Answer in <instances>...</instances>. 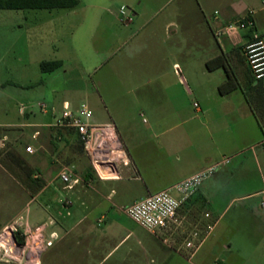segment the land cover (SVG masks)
I'll list each match as a JSON object with an SVG mask.
<instances>
[{
	"label": "rangeland",
	"instance_id": "1",
	"mask_svg": "<svg viewBox=\"0 0 264 264\" xmlns=\"http://www.w3.org/2000/svg\"><path fill=\"white\" fill-rule=\"evenodd\" d=\"M168 2L170 8H179V12L171 15L162 10L156 15L154 9ZM122 6L126 7L125 14L121 13ZM250 10L255 12L257 29L264 31L263 0H79L74 8H56L52 12L47 9L0 10V122L8 119L7 110L13 120V125H0V136L5 132L12 134L6 147L0 148V213L3 216L18 213V220L9 225L18 229L27 222L31 227L38 225L48 219L42 208L53 212L59 220L68 215L63 204L71 200L67 198L71 192H67L56 178L64 166L72 168L81 178L72 196L74 200L101 198L98 190L102 191L105 179L100 177L86 154L78 133L67 127L43 125L45 119L41 118L38 103H46L52 112V88L56 89L59 100L54 111L58 115L62 112V101L74 98L76 105L85 102L92 110L89 122L104 124L114 119L122 124L119 128L126 137H201L209 140L212 136L206 125L208 120L190 117L197 113L198 107L204 108L206 104L212 106L208 116L213 118L229 107H219L216 96L207 94L213 93V88L198 75L204 68L201 58L209 56L213 50H220L219 44L228 43L227 36L231 33L218 38L215 35L218 29L246 16ZM169 16L186 24V48L184 55L178 56L183 73L179 66L173 67L170 59H162L169 47L163 29ZM224 17L229 21L226 25ZM118 32L121 34L117 40ZM235 33L242 37L239 31ZM169 44L172 46L171 41ZM239 48L243 49L236 46L233 53ZM55 59L63 61L60 68L41 71V61ZM153 69L168 72L164 77L155 78L152 77ZM130 70L135 72L133 76ZM250 73L248 69L247 78ZM41 80L44 84L31 86ZM236 80L240 87L246 84L245 79ZM3 81L9 84L1 86ZM25 84L29 86H21ZM242 89L245 91V87ZM241 91L236 93L241 95ZM33 103L38 107L30 108ZM176 103L183 104L179 114ZM23 105L27 106L21 112ZM260 108L256 107L257 112L264 114V109ZM28 109L33 111L28 112ZM222 119L217 118V121L223 122ZM36 129L41 132L39 137L49 139V147H40L35 153L27 154L25 147L36 142L32 139ZM255 148L263 151L260 165L264 171V148ZM252 152L250 148L242 156H250ZM226 158L228 162L223 161ZM232 159L231 154L219 155L221 164L216 171H224ZM249 168L250 183L255 185L260 181V166L253 156ZM131 183L134 187L124 192V204L145 195L142 181ZM72 205L71 200L68 207ZM253 205L258 207L259 202L249 207ZM243 207H246L245 200L237 197L224 209L220 223L194 255H191L193 249L174 251L163 241L161 231L153 234L130 218L127 221L170 254L167 264H220V261L264 264V212L258 208L254 216L243 211ZM114 209L125 216L117 207ZM54 226H50V230L56 229ZM16 233L21 239L20 233ZM54 245L42 253L40 264H51Z\"/></svg>",
	"mask_w": 264,
	"mask_h": 264
},
{
	"label": "crops",
	"instance_id": "2",
	"mask_svg": "<svg viewBox=\"0 0 264 264\" xmlns=\"http://www.w3.org/2000/svg\"><path fill=\"white\" fill-rule=\"evenodd\" d=\"M169 3L162 8L154 9L155 14L158 15L162 10L171 15L179 12V8H170ZM47 10L52 12L51 10L54 9ZM229 12H231L230 9ZM133 14L137 15L138 12H133ZM34 17L35 19H44L39 16ZM226 22L224 17L223 24L226 25L229 21ZM163 29L165 30L164 40L169 47L162 59L163 61L170 59L173 62V67L179 66V70L183 73L184 70L178 62V56L184 55L186 48V24L176 21L173 16H169L163 24ZM120 34L118 32L116 35L117 40ZM239 34H241V38L235 31L231 32V36H227V44H219L220 50H213L212 54L201 58L204 68L200 70L198 75L206 82L211 83V89L213 88V93L208 92L207 94L216 96L219 107L220 105L229 107L225 111L217 113V117L213 118L212 115L211 117L208 116L213 108L211 105L206 104L204 108L198 107L197 113L190 117L191 119L204 117L208 120L206 125L209 126L212 136L208 137L209 140H202L201 137H126L119 128L122 124H118L116 120L112 119L122 139L127 163H119L112 170L113 172L110 174L112 177L104 178L105 181H103L101 187L103 189L102 191L98 190L101 198L81 197L74 200L72 196L75 194L77 187L72 190L65 189L67 192H71V196L67 198H71L73 205L70 208V214L64 215L62 220L55 217L53 212L41 207L48 215V219L41 223L53 220L54 223L51 224V227L55 225L56 229L52 230L57 231L59 234V238L51 248L53 252L51 264H167L170 254L160 249L153 239L144 236L138 227L127 221V218L130 217L126 214L125 207L137 200L124 204V192L134 187L131 182L142 181L146 189L145 195L142 197L144 198L149 194L172 186L201 169L219 163L218 156L223 157L226 153L233 155L231 165L229 164L224 171H215L181 205L169 226L161 230L162 235H164L163 241L166 239L165 242L169 243V246L176 252H181L184 248L190 249L186 245L187 241L190 240L189 237L202 242L200 245L202 247L211 230L215 229L220 223L224 209L229 207L237 197L245 200L246 207H243V211L254 216L257 215L255 211L258 208L264 212L260 202L258 207L254 205L249 207L255 203L246 202L247 198L264 191V171L260 165L263 159V151L255 148L257 146H263L264 148L262 143L264 140V119L259 118L247 101L245 91L242 89L243 86L224 95L219 93V85L227 79V72L224 67L213 70L206 67L208 60L225 54L227 56V69L231 75L235 78L245 79L247 83L248 78L253 76L250 73L251 76L249 75L247 78L246 73L250 68L243 49L239 48L235 53H233V50L236 46L243 47L249 34L244 31H239ZM235 36H238V38ZM170 41L172 46L169 44ZM107 61L109 59H106ZM167 72L166 69H153L152 74L154 75L152 77H164ZM134 73L133 70H130L129 74L133 76ZM184 79L187 80L186 77ZM7 84L9 83L3 81L1 86ZM38 84H44V82L41 80L31 84V86L35 87ZM238 90H242L241 95L236 93ZM51 93L52 112L45 113L40 109L42 112L41 118L45 119L44 126H56L55 121L58 112L54 111L58 107L59 100L55 88L51 89ZM65 101L70 102L74 107L79 106V104L76 105L74 98H65L62 101V107ZM174 105L177 114H179L180 110H183V104L176 103ZM35 106L37 105L34 104L30 108ZM32 111L28 109V112ZM201 112L202 115L199 116ZM5 116L8 119L5 122H0V125H13L10 110L6 111ZM217 118H223L224 121L219 122ZM210 122L212 123L209 124ZM40 134L41 132L38 129L33 132L32 139L36 142L31 144L34 147V152L24 150L27 154L35 153L40 147H49V139L39 137ZM5 137L8 139V137H12V134L5 132L0 136V138ZM36 143H38V146ZM250 148L253 149L252 155L242 156V154H245L244 151ZM252 156L260 166V181L255 185L250 183L249 163ZM57 175L58 173L56 178ZM108 182L115 183V185H108ZM114 207H117L119 211H123L125 216L116 213ZM17 215L18 213L3 216L0 213V219H2L0 221L3 223L0 225L4 227L13 221H17ZM262 220L264 222V218ZM195 233H197V237L194 236ZM220 264H226V262L220 261Z\"/></svg>",
	"mask_w": 264,
	"mask_h": 264
},
{
	"label": "built area",
	"instance_id": "3",
	"mask_svg": "<svg viewBox=\"0 0 264 264\" xmlns=\"http://www.w3.org/2000/svg\"><path fill=\"white\" fill-rule=\"evenodd\" d=\"M121 13H126V7H121ZM233 31L249 34L243 45V53L255 81L264 83V31L257 29L254 11L251 10L246 16L218 29L215 35L220 38ZM26 106L21 107V112H24ZM38 106L45 113L50 111L44 102L38 103ZM92 116L93 112L87 103L83 102L74 107L65 101L62 112L56 117L55 125L75 130L100 177L109 178L112 176H104L101 170L112 173L119 163L126 164L125 148L113 121L104 124L91 123L89 120ZM6 140V137L0 138V148L6 147ZM262 143L264 144V140ZM25 151L34 152L33 145L26 146ZM223 161L228 162L229 158ZM220 164L221 162L210 165L166 189L129 204L125 207L126 214L147 231L157 234L169 226L181 205L214 174ZM57 179L66 189H74L81 181L80 176L69 166L59 170ZM260 195L262 197L259 202L264 209V191ZM70 204L71 200H66L63 204L67 208V214L71 212L68 207ZM53 223L51 220L31 227L27 222L26 225H20L19 229L9 224L0 227V264H40L42 253L59 238L58 232L49 228ZM16 231L20 233L21 239ZM194 236L197 237V233ZM201 243L192 239L187 241V247L193 249L191 255L198 250Z\"/></svg>",
	"mask_w": 264,
	"mask_h": 264
},
{
	"label": "trees",
	"instance_id": "4",
	"mask_svg": "<svg viewBox=\"0 0 264 264\" xmlns=\"http://www.w3.org/2000/svg\"><path fill=\"white\" fill-rule=\"evenodd\" d=\"M78 3L79 0H0V10L73 8L78 5ZM226 60L227 56L221 54L206 62V67L209 70L224 67L227 72V79L218 87L219 93L222 95L232 92L241 85L227 69ZM62 65L63 61L60 59L43 60L40 62V69L42 72H52ZM244 87L247 101L251 104L259 118L264 119V114L258 113L256 109V107L264 109V83H255L253 77H249Z\"/></svg>",
	"mask_w": 264,
	"mask_h": 264
},
{
	"label": "water",
	"instance_id": "5",
	"mask_svg": "<svg viewBox=\"0 0 264 264\" xmlns=\"http://www.w3.org/2000/svg\"><path fill=\"white\" fill-rule=\"evenodd\" d=\"M261 197L262 196L260 194H257V195H254V196L247 198L246 202L247 203H256V202H259L261 200Z\"/></svg>",
	"mask_w": 264,
	"mask_h": 264
},
{
	"label": "bare ground",
	"instance_id": "6",
	"mask_svg": "<svg viewBox=\"0 0 264 264\" xmlns=\"http://www.w3.org/2000/svg\"><path fill=\"white\" fill-rule=\"evenodd\" d=\"M101 172H102V174L105 176H108V175H110L111 173H105L103 170H101Z\"/></svg>",
	"mask_w": 264,
	"mask_h": 264
}]
</instances>
